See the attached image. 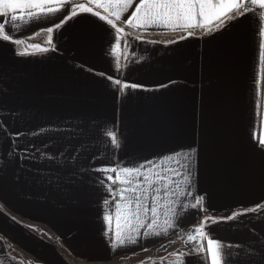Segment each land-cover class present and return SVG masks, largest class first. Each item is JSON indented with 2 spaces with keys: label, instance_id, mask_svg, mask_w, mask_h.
<instances>
[{
  "label": "crops",
  "instance_id": "obj_1",
  "mask_svg": "<svg viewBox=\"0 0 264 264\" xmlns=\"http://www.w3.org/2000/svg\"><path fill=\"white\" fill-rule=\"evenodd\" d=\"M63 14L57 13L52 22L58 23ZM48 26L51 23L32 24L21 31L18 38L24 43L16 47L31 52L29 45L40 44L55 47V52L18 58L11 45H0V118H7L10 131L38 133L21 137V146L35 145L47 153L70 146L72 155L80 151V140H68L71 132L89 149L75 163L88 164L97 152L100 158L94 163H108L110 152L95 144L97 126L105 123L109 128L115 124L126 137V147L118 153L121 160L151 159L196 145L199 189L207 193L206 202L184 216L177 234L163 241L141 237L148 251L128 246L113 255L103 234L104 193L82 170L58 168L63 156L49 161L38 152L31 163L0 165V264H181L184 259L201 264L195 256L169 254L187 252L195 243L187 237L196 227L208 226L219 240L243 245V256L264 249V212L244 214L245 208L264 205V150L257 144L264 138V65L249 21L223 34L213 28L214 36L196 29L179 43L168 41L186 33L125 28L121 39L127 36L129 47L117 46L110 55L103 28L69 20L49 45L45 41L50 34L39 32ZM125 56L137 62L126 76ZM101 72L145 84L149 91H132L119 103L115 85L110 87ZM169 81L176 83L155 90ZM41 128L44 134H39ZM7 150V139L0 135V154ZM234 213L233 220L218 219ZM203 242L206 246L207 237Z\"/></svg>",
  "mask_w": 264,
  "mask_h": 264
},
{
  "label": "snow or ice",
  "instance_id": "obj_2",
  "mask_svg": "<svg viewBox=\"0 0 264 264\" xmlns=\"http://www.w3.org/2000/svg\"><path fill=\"white\" fill-rule=\"evenodd\" d=\"M61 12L64 14L59 22H52L56 14ZM77 17L80 19H75ZM246 19L258 38L259 63L264 65V0H86L84 4H74L73 0H0V45H11L13 56L18 58L55 52V47L49 49L40 44L29 45L33 49L31 52L27 49L17 50L16 46L24 43L23 39L18 38L20 32L26 31L32 24L51 23V26L40 28L39 32L49 33L45 43L52 45L53 34L69 20H73L74 23L93 24L103 28L109 37L106 54L110 55L117 46L129 47L127 36L121 39L125 28L143 30L163 27L186 33L179 40L168 41L179 43L180 40L192 37L196 29H204L207 34L214 36L213 28L223 34ZM39 32L33 33V36ZM116 61V70L119 72V58ZM125 64V76L128 71L137 67L136 60L129 62L127 56ZM99 75L109 81L110 87L115 85L113 90L119 103H123L132 91H149L147 85L122 79L120 75L114 77L103 72ZM175 83L176 81H169L158 84L155 90L168 88ZM254 83L258 90L259 82ZM6 120L7 118H0V135H4L8 142V150L0 154V165L6 167L16 161L31 163L38 159L36 153L39 152L49 161L63 156L64 161L58 168L82 170L81 175L90 179L104 193L101 204L107 207H102V221L105 225L103 234L113 255L128 246H139L141 251H148L147 247L140 244L141 237L145 240L163 241L170 235L177 234L181 230L184 216L192 209L201 210L206 202L207 193H202L199 189L200 149L196 145L170 150L151 159L121 160L118 153L125 149L126 137L117 131L115 124L109 128L105 123L97 126L95 144L105 152H110V162L95 164L94 161L100 158V153L97 152L90 163H75L89 150L81 137L71 132L66 137L70 141L80 140L77 146L80 151L73 152L72 155H68L70 146H66L65 151L60 153L41 152L35 145L20 144L21 137L25 135L37 136L35 130L31 133L10 131ZM39 134H44L43 128L39 130ZM253 139H256L255 133ZM257 144L264 150V138L258 139ZM48 147L50 146H44L45 149ZM97 173L100 175H95ZM48 179L51 180L52 177L49 176ZM249 212H264V205L257 203L244 209V214ZM235 215L218 219L233 220ZM205 237L206 246L203 242ZM187 239L195 242L187 252L177 251L169 255L195 256L201 264H264V249L252 250L247 256H243V245L219 240L211 232L210 226L196 227L195 232ZM233 248L236 249L235 253L230 251ZM132 255L136 253L133 252ZM181 264L192 262L184 259Z\"/></svg>",
  "mask_w": 264,
  "mask_h": 264
}]
</instances>
